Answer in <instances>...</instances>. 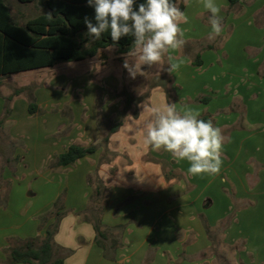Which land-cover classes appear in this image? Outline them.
Instances as JSON below:
<instances>
[{
  "label": "crops",
  "instance_id": "1",
  "mask_svg": "<svg viewBox=\"0 0 264 264\" xmlns=\"http://www.w3.org/2000/svg\"><path fill=\"white\" fill-rule=\"evenodd\" d=\"M215 2L221 8L224 30L213 40L208 38L210 13L200 0L180 4L188 17V23L181 24L186 43L169 54L184 63L173 74H157L160 84H153L137 105V118L129 110L124 119L123 96L107 91L101 95V87L92 79L88 89L68 103L70 120L62 124L56 114L31 115L27 102L14 98L12 114L0 127L12 140L0 142V264H23L11 263L6 250L21 241L43 238L57 210L63 216L54 236V257L71 251L64 264H220L215 254L219 246L235 248V264H264V106L256 103L264 93V0H240L235 6L229 0ZM8 3L20 25L42 11L39 1ZM243 30L251 40L234 45L232 37L243 35ZM228 34L231 39L217 46L218 39ZM47 69L2 80L0 119L6 98L12 95L3 91L4 83ZM165 77L170 97L161 86ZM121 84L118 81V88ZM36 94L38 106L45 109L49 100ZM205 97L210 101H199ZM165 103H175L181 113L192 110L200 113L199 118L209 116L222 130L226 140L218 175H190L187 160L177 161L170 153L143 144L139 128L150 118L143 107ZM122 120L123 125L96 153L70 166L52 167L71 145L97 143ZM52 134L57 135L49 138ZM23 173L31 179L44 178L51 186L40 206L12 207L15 197L25 194L20 195L22 189L17 187ZM98 177L106 189L103 246L96 241L91 209ZM64 190L65 201L56 209Z\"/></svg>",
  "mask_w": 264,
  "mask_h": 264
},
{
  "label": "trees",
  "instance_id": "2",
  "mask_svg": "<svg viewBox=\"0 0 264 264\" xmlns=\"http://www.w3.org/2000/svg\"><path fill=\"white\" fill-rule=\"evenodd\" d=\"M15 1L24 5L39 1L42 11L35 18L28 20L24 25H20L11 14L8 0H0V87L2 86V80L12 74L52 68L59 63H68L69 61L83 62L96 57L102 50L109 47H115L118 54L125 55L134 41V37L129 35L122 37L113 44L110 29L102 34L100 40L94 41L87 36V27L84 23L85 17H88L93 24L96 23L94 7L89 6L87 0ZM239 1L229 0L230 6H235ZM144 2L145 0H136L134 8L138 10V5ZM48 13L53 16L51 20L48 19ZM198 63L200 64L201 61L199 60ZM168 82L169 80L165 77L164 82H161V86L170 97V90L167 88ZM22 93H27L30 114L35 115L41 112L32 87L16 89L12 95L6 98L5 115L0 119V127L5 126L7 119L12 114L11 104L14 98ZM136 100L132 97L126 99L123 118L127 116ZM199 101L208 102L210 97L202 98ZM132 116L137 118L139 112L137 110L133 111ZM200 119L207 121L210 117L203 116ZM122 125L123 120L111 127L108 135L97 143L89 146L71 145L66 152L58 156L52 167L70 166L96 153L100 146L107 145L109 135L116 132ZM164 166H166L165 163ZM167 177L169 179L168 174ZM89 182L93 185L91 178ZM96 183V192L92 196V201L97 204L104 200L103 189H105V186L99 177L96 179ZM60 199L56 202V209L59 207ZM105 208V204L101 207H95V205L91 207L92 220L97 234L96 241L102 246L101 239L106 237L102 224ZM62 216L63 214L57 210L55 221L47 228L46 235L43 238L21 241L20 245L9 247L6 251L10 255V262L64 264L66 255L71 251H67V254L62 257H54V236L58 231Z\"/></svg>",
  "mask_w": 264,
  "mask_h": 264
},
{
  "label": "clouds",
  "instance_id": "3",
  "mask_svg": "<svg viewBox=\"0 0 264 264\" xmlns=\"http://www.w3.org/2000/svg\"><path fill=\"white\" fill-rule=\"evenodd\" d=\"M200 2L210 13L208 38L213 40L224 30L221 8L215 0ZM87 3L95 10V24L88 17L84 19L86 35L92 40H100L109 29L113 44L124 36L134 37L123 61L130 78L144 75L143 66H156L158 73L173 74L184 63L169 53L182 49L186 43L181 24L188 23V17L180 4L188 6V0H145L138 5V10L134 8L136 0H87ZM47 16L49 20L53 18L51 13ZM68 63L72 66L71 61ZM143 109L150 112V118L139 128L145 146L153 151L164 150L177 161L187 160L190 175L219 174L226 137L211 119H200V113L192 110L181 113L175 103Z\"/></svg>",
  "mask_w": 264,
  "mask_h": 264
},
{
  "label": "rangeland",
  "instance_id": "4",
  "mask_svg": "<svg viewBox=\"0 0 264 264\" xmlns=\"http://www.w3.org/2000/svg\"><path fill=\"white\" fill-rule=\"evenodd\" d=\"M189 1L192 4L194 2V0ZM231 36L232 34H228L227 37L219 38L216 45L218 46L222 42H225L227 39H231ZM249 40H251V38L249 39L245 36L244 30L243 35L242 33H238L237 36L232 37L234 45H242ZM124 57L125 55L118 54L115 47H109L105 50H102L96 57L92 59H88L83 62H72V66H69V63L66 62L60 63L53 69L48 68L47 70H44L46 71L45 73L35 72L33 74L30 73L23 79H10L6 83H4L5 85L3 91L7 94H13L16 89H21L23 87H32L36 98V93L38 92V94L42 98L49 100L48 104H46L45 106V109L40 108L41 112L33 116L42 117L47 113L56 114L57 117H59V124H62L64 120H70V116L67 112L68 103L72 102L74 99H78V95L83 94L81 92L84 89H88L86 84H88V81L92 79L95 80L96 83L101 87L99 90V93L101 95L105 91L109 93L119 92L124 98V107L126 99L128 97H132L135 100L138 99L131 106L132 113L134 110L138 111L137 105L140 102L144 101L142 99L146 97L152 85L159 83V81L156 80L158 77L157 74L162 73L163 75H167V71H160L158 73V69L156 68V66H153L151 68L147 66L148 68L144 70V75H137L133 79L130 78L129 73L123 67ZM118 81L122 82L119 88ZM42 82L43 84L40 85V83ZM261 94H263L261 98L256 101V103H258V106H264V93L262 92ZM136 95H139V98L135 97ZM18 96H20V99L27 102L29 111V99L27 98V93H22ZM16 101L17 99L13 100L11 107H13L14 102ZM48 106L49 109H46V107ZM19 117H21L20 114ZM11 125H13V123H10L8 127ZM67 129L68 127L58 133V136L60 137L61 135L66 134ZM56 135L57 134H52V136H50L49 138H55ZM18 140L22 141L23 139ZM0 142H12L11 138L8 137L6 129L5 131H0ZM1 162L0 166L2 165ZM42 171H44V169ZM27 176L28 175H25L23 173V179L19 182V184H17V187L22 189L20 195L25 191L24 197L17 195L13 201L14 203L12 207H23L25 205H27V207H37V205L40 206L41 203H44V201L49 197L51 186L45 183L46 181L44 178L39 180L36 179V177H34V179H31ZM29 193H33V195L29 196ZM65 198L66 191L64 190L57 199H60L59 204L62 201L64 202ZM101 205H103L102 201L95 204V207H101ZM240 246L241 244L237 245L236 248H240ZM234 249H228L226 247L219 246L217 248V251L215 252V254L220 257V260H218V262L220 264H230L234 262L235 264L237 260L235 258L236 251ZM230 259H232L233 262Z\"/></svg>",
  "mask_w": 264,
  "mask_h": 264
}]
</instances>
